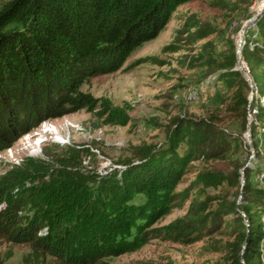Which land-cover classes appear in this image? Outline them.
Returning <instances> with one entry per match:
<instances>
[{"label":"trees","instance_id":"16d2710c","mask_svg":"<svg viewBox=\"0 0 264 264\" xmlns=\"http://www.w3.org/2000/svg\"><path fill=\"white\" fill-rule=\"evenodd\" d=\"M192 1L0 0V151L45 121L83 110L108 125L127 126L129 105L93 98L80 92L81 85L89 78L119 71L133 51L159 36L178 7ZM254 23L256 32L246 33L240 54L258 94L251 110L247 111L249 98L244 94L250 87L234 70V44L208 72L217 74L228 89H236L243 129L246 115L252 114L250 137L258 169H244L242 188L244 165L237 159L228 160L226 171H207L201 177L207 186L236 188L233 200H222L209 215L201 213L202 204L193 200L184 217L143 233L188 201V191L175 192V188L192 160H226L231 150L232 135L218 130L211 120H182L169 134L167 148L138 147L132 154L138 163L126 161L119 176L107 173L100 181L77 167L81 154L88 151L85 148L62 150L54 156L57 166L43 174V167L27 158L25 168L10 172L0 188V248L28 246L30 254L21 264H103L105 259L142 248L149 233L165 241L192 244L203 237L209 216L213 215L212 224L221 223L222 216H232L231 264H261L264 187L254 184L251 175L255 173L259 183H264V11ZM190 27L197 29L191 32L195 41L212 34L204 26ZM182 141L186 151L179 155ZM26 182L39 186L28 190ZM16 188L28 194L31 210L13 199ZM139 196L144 201L135 204Z\"/></svg>","mask_w":264,"mask_h":264},{"label":"rangeland","instance_id":"374dc122","mask_svg":"<svg viewBox=\"0 0 264 264\" xmlns=\"http://www.w3.org/2000/svg\"><path fill=\"white\" fill-rule=\"evenodd\" d=\"M259 2L195 0L178 7L159 36L133 51L119 71L89 78L79 89L93 98H106L115 106L129 105L131 121L128 125H108L104 119H98L85 110L45 121L12 147L0 151V188L6 185L10 172L25 168L27 158L37 167L42 166L40 173L43 174L57 166L54 156L67 148L88 150L81 154L77 165L82 174L92 173L97 181L107 173L117 172L119 176L126 169L124 162L132 160L138 163L132 155L136 148L149 146L154 151L165 149L168 136L178 121L199 122L204 119L211 120L218 130L232 135L227 159L192 160L175 188V192L187 190L188 201L172 208L168 214L146 227L143 233L184 217L193 200L202 204L204 210L201 213L205 215L216 212L222 200H233L236 188L207 186L201 177L207 171H226L228 160L232 159L239 160L243 165L249 163L251 170H257V160L244 136L243 111L234 97L236 89H228L225 83L217 80V74L209 75L208 72L222 52H228L231 44L236 46L240 30L247 20L256 15ZM191 25L209 28L212 34L195 41L191 32L197 29L191 28ZM256 28L254 22L248 24L244 38L246 33H255ZM152 59L156 61H150ZM142 60L148 61L140 62ZM246 68L249 71L245 64V72ZM244 94L249 98L251 90H245ZM256 94L253 91V97L258 98ZM252 101L247 111L251 110ZM68 123L71 127L65 129L64 125ZM44 127L64 138V143L47 135L44 137L46 141L39 145L35 154L29 156L22 148L27 142L35 140ZM185 151L186 144L182 141L177 152L183 155ZM251 181L264 187L255 173L251 175ZM33 185L39 186L38 183L24 184L28 190ZM11 195L25 204V210L32 209L28 194H20L16 188ZM143 201L144 198L139 196L133 202L142 204ZM212 217L209 216L203 237L197 242L173 243L158 238L156 233H149L147 243L142 248L105 259L103 264H231L228 244L235 235L232 216H222L221 223L215 221L217 224L211 223ZM29 254L30 249L26 245L0 248L3 264H21ZM261 264H264V239L261 244Z\"/></svg>","mask_w":264,"mask_h":264},{"label":"water","instance_id":"95a60500","mask_svg":"<svg viewBox=\"0 0 264 264\" xmlns=\"http://www.w3.org/2000/svg\"><path fill=\"white\" fill-rule=\"evenodd\" d=\"M264 11V0L262 1L261 3V12L259 14H257L255 17L247 20V22L243 25L242 29L240 30L239 32V35H240V41L243 42L244 44V30L245 28L247 27V25L251 22V20L253 19H257L259 15H261ZM241 47H236V59H237V65L236 67L234 68L235 71H238L242 78L248 83L250 89H251V94L249 96V102L252 101V98H253V91H255V83L253 82V80L250 78V76L245 72L244 70V67H245V63L241 60V57H240V54H241ZM250 126L249 124H247L246 126V131H245V138L247 140V143L248 145L251 147V150H252V144H251V139H250ZM253 152V156H254V151L252 150ZM250 167V164L247 163L244 165V167L241 169V188L244 186L245 184V181L243 179V176H244V169ZM240 201H241V196L239 197V200L237 202V205L240 204ZM240 214L242 215L243 218H245V215L243 213L240 212ZM245 222H247V220H245Z\"/></svg>","mask_w":264,"mask_h":264},{"label":"bare ground","instance_id":"6f19581e","mask_svg":"<svg viewBox=\"0 0 264 264\" xmlns=\"http://www.w3.org/2000/svg\"><path fill=\"white\" fill-rule=\"evenodd\" d=\"M263 0H261L260 2V5L262 3ZM261 12V7L259 8V10L257 11L256 15L259 14ZM255 15V16H256ZM253 16V17H255ZM252 17V18H253ZM256 19H253L251 20V22L249 24H251L252 22H254ZM243 42L240 41V35H239V39L238 41L236 42V47H241L242 49V45ZM251 122H252V116L250 114H248V117H247V124H249V126L251 125ZM71 125L68 123V124H65L64 125V128H70ZM250 134V132H249ZM47 135H50V136H53V138L58 141V142H61V143H64V138L62 139L61 137H59L54 131H51L49 128H46L44 127L41 132L39 134H37V138H35V140H33L32 142H27L24 147L22 148L26 153L29 154V156H32L35 154L36 150L39 148V145L43 142L46 141V138L44 137H47ZM251 138V137H250ZM249 146V145H248ZM250 147V146H249ZM251 149V147H250ZM253 150V149H252ZM251 150V151H252ZM253 153V152H252Z\"/></svg>","mask_w":264,"mask_h":264},{"label":"built area","instance_id":"2783aa9c","mask_svg":"<svg viewBox=\"0 0 264 264\" xmlns=\"http://www.w3.org/2000/svg\"><path fill=\"white\" fill-rule=\"evenodd\" d=\"M247 73V72H246ZM251 108H252V106H251Z\"/></svg>","mask_w":264,"mask_h":264}]
</instances>
